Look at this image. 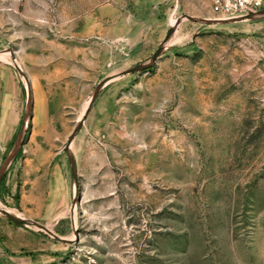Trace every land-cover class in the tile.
Returning <instances> with one entry per match:
<instances>
[{
    "label": "rangeland",
    "instance_id": "rangeland-1",
    "mask_svg": "<svg viewBox=\"0 0 264 264\" xmlns=\"http://www.w3.org/2000/svg\"><path fill=\"white\" fill-rule=\"evenodd\" d=\"M213 1L0 0V208L54 235L0 212V264H264V17Z\"/></svg>",
    "mask_w": 264,
    "mask_h": 264
},
{
    "label": "water",
    "instance_id": "water-1",
    "mask_svg": "<svg viewBox=\"0 0 264 264\" xmlns=\"http://www.w3.org/2000/svg\"><path fill=\"white\" fill-rule=\"evenodd\" d=\"M256 17H264V12L258 14V15H250V16H247V18L249 19H253V18H256ZM186 19H188L189 21L191 22H199V23H203V24H228V23H232V22H235V21H242L243 18H239L237 20H220V21H210V20H206V19H196L194 17H191V16H187ZM173 30L170 31V34L168 35V39L170 38V35L172 34ZM165 50V47L164 45L161 46L157 51L156 53L152 56L151 58V61L148 63V64H143V65H138L128 71H125L123 72L122 74H120L119 76H124V75H128V74H136V73H143V72H146L152 68H154L157 64V61L158 59L162 56L163 52ZM18 69V72L20 73V75L22 77H24L26 79V75L22 72V70L17 67ZM102 84L99 85L96 89V92L91 100V103L86 111V114L84 115V117L82 118V120L77 124V126L75 127L73 133L71 134L69 140H68V145H71L72 142L74 141V138L76 137V135L81 131V129L83 128L86 120H87V116L93 106V104L95 103L101 89H102ZM33 109H34V105H33V97H32V93L30 94L29 96V103H28V109H27V112L25 114V117H24V120H23V123H22V129H21V132L18 136V139H17V144L15 145V148L12 152V154L10 155V157L6 160L5 164L3 165V167L1 168L0 170V183H1V180H2V177L6 171V169L9 167L10 163L12 162V160L17 156L20 148H21V143L23 142V138H24V132H25V129H26V125H27V122L30 118H32V113H33ZM69 161H70V165H71V172H72V176H73V179L75 180V182L77 183V180H78V172H77V165H76V160L73 156H69ZM0 212L5 215L8 219H10L11 221L19 224V225H22V226H26V225H33V226H36L38 227L39 229L45 231L46 233H48L50 236H54L52 234V232L50 230H48L46 227L40 225V224H37V223H34V222H31V221H26L24 219H20L12 214H10L9 212L3 210L0 208Z\"/></svg>",
    "mask_w": 264,
    "mask_h": 264
},
{
    "label": "built area",
    "instance_id": "built-area-1",
    "mask_svg": "<svg viewBox=\"0 0 264 264\" xmlns=\"http://www.w3.org/2000/svg\"><path fill=\"white\" fill-rule=\"evenodd\" d=\"M213 13L221 20H230L264 12V0H214Z\"/></svg>",
    "mask_w": 264,
    "mask_h": 264
},
{
    "label": "crops",
    "instance_id": "crops-1",
    "mask_svg": "<svg viewBox=\"0 0 264 264\" xmlns=\"http://www.w3.org/2000/svg\"><path fill=\"white\" fill-rule=\"evenodd\" d=\"M14 84H9V82H1V86L3 88V92H4V96H7V89L8 87H13V86H17L15 85V81H13ZM7 85V86H6ZM7 87V88H6ZM19 88V85L17 86ZM20 89V88H19ZM9 91V90H8ZM12 97V96H11ZM3 134H2V145L7 146V144L9 143V141L11 140V138L14 135V128H12V125L10 124V122H7L6 124H3ZM5 148H1V150L3 151ZM14 161V160H12ZM11 164V163H10Z\"/></svg>",
    "mask_w": 264,
    "mask_h": 264
},
{
    "label": "bare ground",
    "instance_id": "bare-ground-1",
    "mask_svg": "<svg viewBox=\"0 0 264 264\" xmlns=\"http://www.w3.org/2000/svg\"><path fill=\"white\" fill-rule=\"evenodd\" d=\"M246 20H249V18H243V20L242 21H246ZM172 41H170L168 44H170ZM0 59H3V57L2 56H0Z\"/></svg>",
    "mask_w": 264,
    "mask_h": 264
}]
</instances>
